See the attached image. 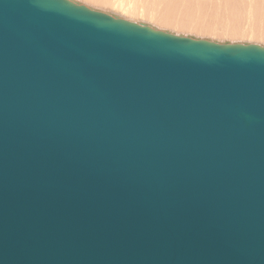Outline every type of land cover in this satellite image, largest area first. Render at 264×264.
Wrapping results in <instances>:
<instances>
[{
	"label": "water",
	"instance_id": "1",
	"mask_svg": "<svg viewBox=\"0 0 264 264\" xmlns=\"http://www.w3.org/2000/svg\"><path fill=\"white\" fill-rule=\"evenodd\" d=\"M0 264H264V46L0 0Z\"/></svg>",
	"mask_w": 264,
	"mask_h": 264
},
{
	"label": "bare ground",
	"instance_id": "2",
	"mask_svg": "<svg viewBox=\"0 0 264 264\" xmlns=\"http://www.w3.org/2000/svg\"><path fill=\"white\" fill-rule=\"evenodd\" d=\"M70 1L176 36L264 46V0Z\"/></svg>",
	"mask_w": 264,
	"mask_h": 264
}]
</instances>
